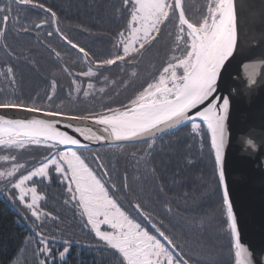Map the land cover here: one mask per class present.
Returning <instances> with one entry per match:
<instances>
[{
	"label": "snow or ice",
	"instance_id": "obj_1",
	"mask_svg": "<svg viewBox=\"0 0 264 264\" xmlns=\"http://www.w3.org/2000/svg\"><path fill=\"white\" fill-rule=\"evenodd\" d=\"M13 4L17 8L32 6L50 12L56 33L71 48L83 53L85 62L88 61L90 53L63 36L56 13L37 3V0H7V3L0 0V39L9 23L15 24L19 31L30 30L27 24L21 23L19 13L13 14ZM122 5L127 10L128 18L113 37L116 41L113 45L115 54L95 61V68L89 67L88 71L77 75L97 76L102 70L118 62L122 65H134L160 39L168 21L176 18L178 13L173 46L170 49L172 54L158 69L159 75H154L151 82L142 86L128 104L119 108L108 107L99 113L67 115L61 111L39 107L35 102L32 106L15 101L0 103V109H19L32 114L30 118L15 119L0 114V153H6L0 155V161L11 164L10 168L0 170V194L6 195L13 203L18 200L30 211L35 221L42 222L45 217L56 220L58 217L41 208L40 201L44 196L38 193L36 186L37 180H50L54 169L61 184H66L67 198L64 204L72 206L81 220H86L85 227L90 226L97 240L103 242L105 250H112L111 255L115 257L116 264H189L183 252L177 251L179 245L175 243V238L162 230V222L157 224L140 203H132L131 207L151 224L158 235L150 233L139 220L122 209L111 194L117 186L112 184L110 190L78 149L87 151L92 142L121 149L125 144L143 143L147 145L144 150L146 155H151L158 137L172 129L191 124L192 133L201 137L202 145L203 138L210 137L232 246L235 249V264H253L251 254L239 240L237 220L223 170L225 147L229 143L228 121L232 97L223 94L221 85L229 64L239 50L235 0H208L206 10L199 19H192L186 14L183 0H122ZM120 11L117 9V12ZM47 23L48 21L43 20L34 27L40 29ZM52 35V32H48L49 37ZM56 56L59 59L60 53L57 52ZM64 71L67 72L68 69L65 67ZM0 75L5 77L10 86L15 84L14 72L10 66L0 72ZM131 75L135 77L137 73L133 72ZM105 82L107 83L106 78ZM252 83L254 80L250 77L249 84ZM73 84L76 85L75 91H83L85 97L89 95V89L95 87L89 83L87 89H83L75 79ZM56 87L57 83L53 80V94ZM100 91L103 92L104 89ZM52 98L53 95L48 96L49 101ZM198 106H203L202 110L190 115ZM41 115L45 118H40ZM60 118L67 121L63 124L65 128H71L89 143L82 144L77 137L61 131L57 127L62 123ZM73 121L86 123L81 127L74 125ZM88 121L99 126L98 130L94 131L87 124ZM247 144L256 147L252 139H248ZM32 145L45 148L48 155L17 179V173L25 165L17 162V156L13 152ZM93 156L98 167L103 170V176L109 177L100 154L93 153ZM132 156L136 158L137 153L133 152ZM144 160L145 156H140L137 164ZM28 182H31V187ZM124 188L127 189L126 182ZM14 190L18 191V195H13ZM28 196L30 200H26ZM168 210L172 211L170 207ZM32 227L39 237L34 252L38 264H55L56 256L48 238L38 230L39 224L34 222ZM63 243V250L58 253L61 261L70 252L71 241L65 239Z\"/></svg>",
	"mask_w": 264,
	"mask_h": 264
},
{
	"label": "trees",
	"instance_id": "obj_2",
	"mask_svg": "<svg viewBox=\"0 0 264 264\" xmlns=\"http://www.w3.org/2000/svg\"><path fill=\"white\" fill-rule=\"evenodd\" d=\"M197 1L200 4L194 11L199 19L206 6L205 0ZM2 2L7 3V0ZM37 3L56 13L60 33L87 50L90 57L85 62L83 53L71 48L56 33L50 12L32 6L17 8L13 4V14L19 13L21 23L27 24L30 30L19 31L15 24L9 23L0 39V72L10 66L15 78V84L10 86L0 75V103L15 101L32 106L35 102L39 107L68 115L99 113L108 107L126 105L127 99L133 98L150 81L154 69L149 72L145 61L150 52L160 51L156 44L130 65L127 73L120 68L128 65L118 62L97 76L77 75L88 71L89 67L95 68V61L115 54L113 37L128 18L122 0H37ZM117 9L121 11L117 12ZM43 20L48 23L36 29L34 25ZM177 20L178 13L173 21L175 25ZM48 32L53 35L49 37ZM57 52L60 53L59 59ZM132 68L137 71L147 69L144 81L129 86L123 84L122 87L114 84V78L123 83L122 79L128 77ZM111 72H115V76H111ZM73 79L83 89H87L89 83L95 87L89 89V95L85 97L83 91H75ZM53 80L57 83L54 94L51 89ZM49 95H53L51 101ZM146 149V144L137 143L125 145L122 149L109 146L81 150L82 157L97 169L109 189L112 184L117 186L111 194L122 209L139 220L149 232L155 233L151 224L131 207L132 203H140L157 224L162 222V230L175 238L179 245L177 251L183 252L189 264H235V249L210 137L205 136L202 145L201 137L192 133L190 124L158 137L151 155H146ZM97 152L109 177L103 176V170L95 161L93 153ZM133 152L137 153L136 158H133ZM140 156H145V160L137 164ZM125 182L127 189L124 188ZM36 186L44 196L40 201L41 208L58 217L56 220L45 217L42 222L35 221L39 224L38 230L48 238L56 256L55 264H116L112 250H105L103 242L85 227L86 221L81 220L72 206L64 204L66 184H61L56 173L52 171L50 180H37ZM182 212L184 216L180 215ZM25 213L26 209L20 204L0 195V264H38L34 252L39 237L35 235L32 223L26 221ZM65 239L71 241L70 252L61 261L58 253L63 250Z\"/></svg>",
	"mask_w": 264,
	"mask_h": 264
},
{
	"label": "water",
	"instance_id": "obj_3",
	"mask_svg": "<svg viewBox=\"0 0 264 264\" xmlns=\"http://www.w3.org/2000/svg\"><path fill=\"white\" fill-rule=\"evenodd\" d=\"M235 6L239 50L229 64L221 85L223 94L232 97L229 143L225 147L223 170L237 220L239 240L251 254L253 264H264V0H235ZM253 72L255 75H252ZM250 77L254 80L252 84H249ZM202 107L193 109L190 115L202 110ZM0 114L12 119L30 118L32 115L19 109H0ZM40 118L45 117L41 115ZM60 119L62 123L57 127L61 131L77 137L82 144L89 143L71 128H65L63 124L67 121ZM72 123L83 127L86 122ZM87 124L94 131L98 130L99 126L91 121ZM248 139L253 140L255 148L247 144ZM98 147L109 145L99 142L89 144L91 149Z\"/></svg>",
	"mask_w": 264,
	"mask_h": 264
},
{
	"label": "rangeland",
	"instance_id": "obj_4",
	"mask_svg": "<svg viewBox=\"0 0 264 264\" xmlns=\"http://www.w3.org/2000/svg\"><path fill=\"white\" fill-rule=\"evenodd\" d=\"M207 3H208V0H205V6H207ZM198 4H200V3L197 0H185L184 7H185L186 14L192 19H196L194 10L196 9ZM173 21H174V18L168 21L167 25L163 29V33H162L160 39L155 43L156 45L160 46V51H158V52L153 51V53L150 52V54L147 55V57H148L147 60L146 61L144 60L146 67L148 68L149 72L151 71V69H154L152 77L154 75H159L158 69H160L162 67L164 62L167 61L169 56L172 54L170 52V49L173 46L172 41L174 40V36H175V32H176V25L173 23ZM169 33H172V35L170 36ZM165 46L168 49V52H167ZM163 47H164V49H163ZM150 61H152V63H150ZM129 67H130V65H128L127 67L121 66L120 69L124 73H127L128 70L130 69ZM133 72L137 73V75L135 77H133L131 75ZM146 72H147L146 68L139 69L138 71L136 68H132V72H129L127 75L128 77H124L122 79L123 83L121 80H118V78H114L113 82L115 85H117L119 87H122L123 84L126 86H129V84H132V83L139 84L140 81H144L143 76ZM109 74L111 76H115V72H111ZM152 77H150L149 82H151ZM127 100L129 101L130 97ZM127 104H128V102H127ZM188 125H190V124H188ZM82 151L83 150L78 149V152L81 155H82ZM2 154H6V153H0V155H2ZM13 154L17 156V162L18 163L25 165V167L23 169H21L20 172L17 173L16 178L18 179L19 175L27 174V171H29L32 168H34L35 166H37L39 164V162L41 161V159L44 156L48 155V150H46L43 147L32 145V146H28L26 149L14 151ZM89 166L97 172V169L93 165H89ZM10 167H11L10 163L6 164L5 162L0 161V170H2L3 168H10ZM53 172L55 173L54 169H53ZM97 175L99 176L98 172H97ZM0 183H2V182H0ZM28 186L29 187L32 186L31 182H28ZM38 193H40V192L38 191ZM40 194H42V193H40ZM0 195L2 196V194H0ZM13 195H18V191L14 190ZM3 196L7 197L6 195H3ZM26 200H30V196L26 197ZM16 202L18 204H20L18 200ZM20 206L23 207V209H26V213H25V215L27 217L26 221H29L30 223L33 224L35 222V218L31 216L30 211L26 207H24V205L20 204ZM89 228H90V226H89ZM32 229H33V227H32ZM150 233L156 234L154 232H150ZM156 235H158V234H156Z\"/></svg>",
	"mask_w": 264,
	"mask_h": 264
},
{
	"label": "flooded vegetation",
	"instance_id": "obj_5",
	"mask_svg": "<svg viewBox=\"0 0 264 264\" xmlns=\"http://www.w3.org/2000/svg\"><path fill=\"white\" fill-rule=\"evenodd\" d=\"M173 215H175V214H173ZM181 216H184L185 215V213L184 212H182V214H180Z\"/></svg>",
	"mask_w": 264,
	"mask_h": 264
}]
</instances>
